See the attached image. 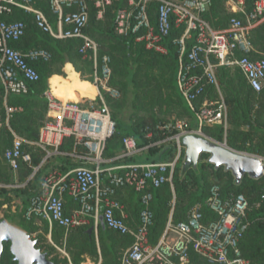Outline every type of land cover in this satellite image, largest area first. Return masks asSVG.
I'll list each match as a JSON object with an SVG mask.
<instances>
[{"label":"built area","instance_id":"obj_1","mask_svg":"<svg viewBox=\"0 0 264 264\" xmlns=\"http://www.w3.org/2000/svg\"><path fill=\"white\" fill-rule=\"evenodd\" d=\"M49 8L55 16L51 22L47 14L34 6V0H0V82L3 87L5 124L13 110L6 104L9 94L23 95L28 84L35 82L39 74L34 65L47 62L51 53L45 48H15L12 45L25 33V22L8 21L6 16L17 8L30 13L36 28L53 39L80 40L79 53L92 61V83L98 93L96 99L81 106L64 101L50 90L44 92L47 100L46 120L38 139L29 141L13 132L11 146L4 152L5 161L15 172L21 163L30 164L31 155L22 151L23 145H34L44 151L40 164L33 167L34 174L53 155H68L77 165L67 171L49 168L45 171L24 210V218L47 221L51 234L53 225L64 229L65 237L74 228L94 227L100 217L111 230L132 237V243L124 251L119 264H195L192 254L201 257L206 264H250L239 248L249 220V202L239 193L224 199L218 184L211 185L205 204L216 219L204 222L201 204H194L185 220L176 223L168 219L164 231L155 244L150 242L149 232L153 224L152 193L149 186L159 187L171 182L173 170L182 151L181 137L196 134L208 137L202 131L204 124L218 126L223 136L228 131V108L220 90L215 69L218 66H234L242 73L248 85L257 93L264 91V58H251L250 32L264 17V0H254L247 10L244 0H227L233 16L224 29H215L203 17L211 0H49ZM119 3L114 21L117 35L132 36L146 50L166 54L168 43L176 47L177 63L175 82L177 90L194 116V127L184 118L172 117L159 121L155 128L173 132L166 140L175 143L173 159L157 162H134L116 166L107 165L111 159L103 157L107 138L115 127L102 91L111 97H119L118 90L109 86L111 58L99 55L98 43L85 28L90 9L96 19H102L109 7ZM154 3V18L149 4ZM215 90L214 98L205 94V86ZM151 134L149 133L148 136ZM74 140L81 147L62 152L59 147L66 139ZM225 143V141H223ZM123 154L132 156L145 149L137 146L132 136L122 140ZM226 144V143H225ZM184 150V149H183ZM262 158V157H261ZM32 172V173H33ZM33 177V176H32ZM130 188L139 196L138 225L127 224L126 206L116 198L119 190ZM66 198L77 204L67 211ZM83 264H100L86 260Z\"/></svg>","mask_w":264,"mask_h":264},{"label":"trees","instance_id":"obj_2","mask_svg":"<svg viewBox=\"0 0 264 264\" xmlns=\"http://www.w3.org/2000/svg\"><path fill=\"white\" fill-rule=\"evenodd\" d=\"M49 0H34V6L41 9L51 22L55 16L49 8ZM227 0H211V5L203 17L215 29H224L229 20L239 13H233L225 7ZM245 8L249 10L254 0H244ZM119 3L115 2L108 8L102 19H96L95 12L91 8L89 20L85 31L98 43L99 55L107 54L111 58V76L109 86L118 90L119 97H111L105 91L103 95L109 107L111 117L115 122L113 134L107 138L103 150V157L111 159L107 165H120L138 162V156H121L123 154L122 140L125 136H132L141 150L145 162L168 161L176 154L175 143L166 140L159 141L173 135L171 131L158 130L155 125L159 121H167L172 117L184 118L194 123V116L182 100L175 82L177 50L174 45L168 43L166 54L146 50L142 43L136 42L132 36L117 35L114 31V21ZM154 3L149 4L150 16L154 18ZM8 21L22 20L25 22V33L19 41L12 46L26 49L30 47L45 48L51 53V59L47 62L38 61L34 67L39 74L37 81L28 84V92L23 95L9 94L6 104L12 107H20L21 110H13L8 120V126L13 132L29 141L38 139L40 128L46 120L47 100L44 92L49 90L48 80L52 75H64L63 68L66 63L72 64L79 73L81 80L92 82V61L79 53L80 40L53 39L48 34L36 28L32 14L15 8L11 14L5 17ZM252 51L251 58H264V21L254 27L250 32ZM22 47V48H21ZM220 90L224 96L228 108V131L223 136L221 127L204 124L202 131L205 135L218 142L225 141L226 145L237 151L259 155L264 158V91L255 92L247 83L242 73L236 67L218 66L215 69ZM54 81H58L55 78ZM64 93L63 91H58ZM65 94V93H64ZM131 94V99L129 96ZM205 94L214 98L215 90L210 85L205 86ZM71 95V92L66 93ZM77 104L84 106L80 102ZM259 109H254V104ZM127 110V111H126ZM128 112V115L126 113ZM5 124V104L3 101V87L0 82V184L24 183L11 190L21 198V203L16 209L22 211L28 204L30 196L34 193L33 180L38 176L37 171L32 178L27 180L33 172V167L40 164L44 157V151L34 145L24 144L22 151L31 155V163H21L17 171H13L5 161L4 152L11 146L12 135ZM151 134L148 136V134ZM75 147L77 152L81 147L74 140L66 139L59 147L62 152H70ZM141 154V155H142ZM140 156V155H139ZM68 165H52L61 171L74 168L78 163H73L68 155H53ZM51 158V157H50ZM48 158L40 169L49 165ZM208 155H200L198 164L184 165V150L173 170L171 182H165L159 187L149 186L152 193L151 209L153 211V224L150 228V242L155 244L169 218L172 223L185 220L189 209L196 203L201 204L204 222L216 219V215L205 204L211 185L218 184L220 195L224 199L231 198L242 193L249 202L247 226L242 238L239 240V248L243 257L250 264H264V175L260 179H252L243 176L238 183L234 176L225 171L223 167L216 168L207 160ZM5 186H0V192H6ZM126 191L132 195L131 201L125 205L128 217L127 224L136 228L138 225L139 196L130 188ZM118 193V192H117ZM117 195V194H116ZM10 200V199H9ZM8 203L5 199L0 203ZM10 203V202H9ZM67 200L65 201L66 208ZM8 218H11L7 215ZM19 222L23 229L36 241V247L45 252L47 257L56 264H83L86 259L100 264H119L124 251L131 245L132 237L120 234L102 226L97 222L96 229L93 221L72 229L66 236L65 248L70 257L58 259L50 257L54 252L53 246L47 243L44 234L48 232V223L45 220H26L24 215ZM93 228L89 234L88 229ZM34 235V236H33ZM52 240L63 245L64 230L53 225L51 231ZM46 241L45 247L43 242ZM5 257L13 260L9 251V244H3V252L0 264H4ZM195 264H206L196 254H192Z\"/></svg>","mask_w":264,"mask_h":264},{"label":"water","instance_id":"obj_3","mask_svg":"<svg viewBox=\"0 0 264 264\" xmlns=\"http://www.w3.org/2000/svg\"><path fill=\"white\" fill-rule=\"evenodd\" d=\"M181 144L184 149V165L196 166L200 155H208V162L216 168L223 167L229 171L238 183L243 176L260 179L264 175V160L260 156L247 152L237 151L228 147L223 142H218L196 134L183 135ZM34 172L29 177L32 178ZM99 222L104 226L102 217ZM93 228L88 229V233ZM9 244V251L17 264H56L49 259L45 252L36 247V241L23 229L10 224L5 219H0V258L3 244Z\"/></svg>","mask_w":264,"mask_h":264},{"label":"crops","instance_id":"obj_4","mask_svg":"<svg viewBox=\"0 0 264 264\" xmlns=\"http://www.w3.org/2000/svg\"><path fill=\"white\" fill-rule=\"evenodd\" d=\"M263 21H264V17L261 19L259 24L262 23ZM33 43H34V41H33ZM33 43H31L29 45V47L31 45H33ZM63 71L65 73L64 75L55 74V75H52L48 80L49 90L56 97H58L64 101L66 100L69 102L70 101L80 102L82 104H87L89 101L96 99L97 93H98L96 86L92 82H88L86 80H81V78L79 77V73L74 69L72 64L66 63L64 68H63ZM55 78H58V81H54ZM58 91H63L65 94L59 93ZM68 92H71V95H66V93H68ZM194 126H195V124H192L191 127H194ZM141 154H142V152H139L135 156H138L137 157V160H139L138 162H145V160H143L145 157L143 156V154L142 155ZM260 157H262V156H260ZM263 160H264V158H263ZM72 162L77 163L76 161H74V159H72ZM54 164H61L64 166L68 165L67 162L65 163V162L61 161V159H59V158L56 160V162H54ZM80 164L87 165V166L91 165L90 163H78L76 165H80ZM116 165H111V166H116ZM70 169H72V168H70ZM27 180H29V178H27ZM0 186H2V185H0ZM14 186L18 187V185H14ZM37 186H38V183L33 185L34 188H37ZM116 198L120 202H122L124 205H127L131 201L132 195L131 194L129 195L126 191H118ZM66 200H67L66 210L68 212L71 211L72 209L76 208L77 204L75 202L71 201L69 198H66ZM127 214H128V212H127ZM86 260H89V259H86Z\"/></svg>","mask_w":264,"mask_h":264},{"label":"rangeland","instance_id":"obj_5","mask_svg":"<svg viewBox=\"0 0 264 264\" xmlns=\"http://www.w3.org/2000/svg\"><path fill=\"white\" fill-rule=\"evenodd\" d=\"M225 7L227 8V10L230 11V6L228 5L227 1L225 3ZM129 99H131V94L129 96ZM253 108L255 110L256 109H259V105L255 103L254 106H253ZM126 115H128V112L126 113ZM56 160H57L56 157H53V158L51 157L50 158L49 165L45 166L43 169L40 170L38 176H36L35 179L33 180V185L36 184V183H39L42 174L45 171H47L49 168H51L52 165H55L54 162H56ZM31 175H32V173L28 176V178ZM22 184H24V183L19 182V181H17V183L3 184L2 186H5L8 189V191H6V192H0V203L2 201H4L5 199H8V203H6L4 205H0V219H5L10 224H12L14 226H17L19 228L21 227L19 225V222L21 221V219H23L22 218L23 217V212L20 211V210H18V209H16V207L18 205H20L21 198L19 196H16L15 191H13L11 189L16 188V186H14V185L22 186ZM7 215H9L11 218H8ZM34 219H36V218H34ZM39 220H42V219H39ZM64 235H65V231H64ZM44 237H45L47 243H49L55 249L54 252L51 254L50 257H55L56 256L58 259L67 258L68 261H69V263H70V257H69V254H68L66 248H65L66 237L64 236V238H63V245L57 244V243H55L52 240L51 234L49 233V230H48V232L46 234H44ZM46 241L43 242V245H44L43 247H45ZM3 263L4 264H14V263L11 262V259H9L8 257H5V259L3 260Z\"/></svg>","mask_w":264,"mask_h":264}]
</instances>
